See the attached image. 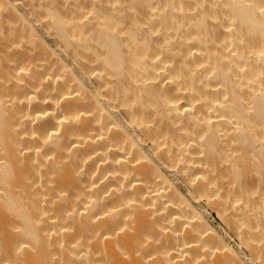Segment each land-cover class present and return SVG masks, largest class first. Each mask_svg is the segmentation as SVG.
I'll return each instance as SVG.
<instances>
[{
  "label": "bare ground",
  "instance_id": "bare-ground-1",
  "mask_svg": "<svg viewBox=\"0 0 264 264\" xmlns=\"http://www.w3.org/2000/svg\"><path fill=\"white\" fill-rule=\"evenodd\" d=\"M248 261L264 0H0V264Z\"/></svg>",
  "mask_w": 264,
  "mask_h": 264
},
{
  "label": "rangeland",
  "instance_id": "rangeland-1",
  "mask_svg": "<svg viewBox=\"0 0 264 264\" xmlns=\"http://www.w3.org/2000/svg\"><path fill=\"white\" fill-rule=\"evenodd\" d=\"M179 190H180V193L182 195H184L185 197H187L189 199L188 194L186 192L187 189H186L185 186L183 187V184L182 185L179 184ZM215 199H214L213 203L217 202V201L215 202ZM189 201H191V203L195 206L196 210L199 213L205 214V216L207 217L208 222L212 225V227L214 229H216V231L221 233L223 225L220 222V220L217 218L216 212L213 211L214 209L211 210L209 207H207V206L205 207V205L203 204V201H200V200L198 202H194V201L189 199ZM228 241H229V243H230V245H231V247L233 249L239 250V248L237 246L238 244H237L236 238H230ZM241 252H245V251L242 249ZM242 255L244 256L245 254L242 253ZM248 263L249 264H259V261H254V262L248 261Z\"/></svg>",
  "mask_w": 264,
  "mask_h": 264
}]
</instances>
